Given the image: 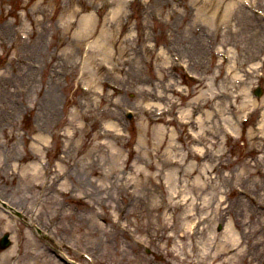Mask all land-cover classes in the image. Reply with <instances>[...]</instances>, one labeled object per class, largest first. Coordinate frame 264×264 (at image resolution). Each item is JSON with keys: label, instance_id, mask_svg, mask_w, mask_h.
I'll return each instance as SVG.
<instances>
[{"label": "rangeland", "instance_id": "1", "mask_svg": "<svg viewBox=\"0 0 264 264\" xmlns=\"http://www.w3.org/2000/svg\"><path fill=\"white\" fill-rule=\"evenodd\" d=\"M195 1L120 0L115 10L118 0H60V8L51 0H0V198L22 208L48 235L42 239L30 222L0 206V237L7 232L11 239L0 250V264L88 263L79 252L92 258L88 264H264V128L257 127L263 109L246 124L237 122L241 128L235 140L222 136L223 113L206 118L220 140L205 152L202 164L186 128L170 115L153 123L143 113L148 103L158 104L155 94H172L171 85L191 94L178 98L180 105L171 115L186 109L202 90L171 61L169 46L215 89L233 82L242 90L249 83V91L243 90L249 98L256 103L264 99V76L238 85L235 72L229 78L224 74L225 66L235 62L243 69L264 59V19L246 6L264 11V0H222L217 15L212 14L215 0ZM73 6L80 7L72 16L76 24L62 32ZM89 12L93 19H81ZM76 25L90 28L88 40L73 37ZM94 40L97 45L88 47ZM221 43L233 60L218 65ZM190 47L205 67L189 57ZM105 81L119 85V91H111ZM255 85L263 90L259 99L252 95ZM121 104L138 110L137 117H125ZM237 114L227 115L234 121ZM108 121L120 123L125 133L115 146L96 136L109 127L102 126ZM160 128L173 129V138L166 134L161 140ZM191 130L196 133L199 127ZM171 157L184 162V176L182 167L171 165ZM31 163L38 166L36 175L27 168ZM188 163L197 169L190 171ZM118 177L124 185H116ZM180 186L187 193L181 205L183 194L172 197ZM187 250L189 257L184 256Z\"/></svg>", "mask_w": 264, "mask_h": 264}, {"label": "bare ground", "instance_id": "2", "mask_svg": "<svg viewBox=\"0 0 264 264\" xmlns=\"http://www.w3.org/2000/svg\"><path fill=\"white\" fill-rule=\"evenodd\" d=\"M51 1L53 3L58 4V7L62 6V4L60 3V0H51ZM119 1L120 0H118V3H116L115 10H119L120 7H121ZM191 1L194 2V3H197L195 0H191ZM201 1L202 2H204V1L207 2V0H201ZM221 2H222V0H215L214 9L212 10V14L213 15H217V13H215V11H217V9L219 8V5L221 4ZM225 7H226V9H229L231 7L230 3L225 5ZM62 9H63V7H62ZM79 10H80V7L73 6L71 8L70 12L68 13V18L66 20H64V22L62 23V26H61L62 32L63 31H68V30L70 31L71 28L76 24V20L73 21L72 20V16H75L76 13H79ZM45 15L48 16L47 14H45ZM45 15H43L44 18H45ZM54 16H55V13H52V15H49V17H52V18ZM195 17H197V15H195ZM250 17L252 18V20H256L257 22L259 20V19H257L254 16H250ZM87 19H93V13L89 12V13L85 14V17L83 18V20L87 21ZM198 21H199V18H198ZM89 30H90V28L86 27V25H80V26L76 25V28H75V30L73 32V37L76 40L79 39L80 43H81L85 39H87L88 37H90L92 35V32L89 31ZM106 37L109 40H111L113 38V36H110V37L106 36ZM97 41L98 40H94L92 42H89L88 43V47H93L94 44L97 45ZM252 46H254V44ZM249 47L250 46L248 45L247 48H249ZM260 50L262 52H264V46H262L260 48ZM260 50H257L256 53H258ZM247 52H248V50H246L244 52V56H249ZM259 54H260V52L257 55L259 56ZM229 58H228V60H229ZM231 61L232 60H230V62ZM255 66H256V64L253 63L252 65H248L246 68L240 69V68H238L239 67V63L235 62L234 64L229 65V67H227L226 70H224V74L229 76L231 73L235 72V74L232 75V79L237 81L238 80V74H236V73L239 72V71H244L247 74H249V73L255 72L257 70L262 71L264 69L263 66L262 67H257V66L255 67ZM243 76L246 77L245 73H244ZM216 78L217 77H215V79ZM9 79L10 78L7 76L5 82L8 83ZM202 82L203 83H199V84L204 86L203 89L195 96L194 100L192 101V104L188 105V107L185 109V112H182L181 115H180L181 120L183 122H186V123L190 124L191 128H193V127L195 128L197 126L199 127L198 132H196L195 134L191 133V140L188 143H191L195 147H198L199 143L203 144L204 139L207 138L206 136H211L210 138H208V140H209V143L212 144L213 141L215 140L216 132H212L211 130H209V128H208L209 126H208L207 120H209V118L212 119L213 117H217L216 115L218 113H220V114L223 113V117H222V119H220V123H219L220 127H219V129H220L221 133L224 134V135L226 133V130L230 131L233 134H235V133L238 134L240 132L239 129L241 128L237 124L238 120L243 121L244 118H247L248 116L251 115L252 111H256L257 109H260V108L263 109L262 110V118L260 119L257 127H258V129H263L264 128V99L261 100L262 103H256V101L254 99L252 100V99L249 98L248 93L244 92L246 90V88L250 89V84L249 83L246 84L244 87H242V90L239 91V92L236 89L232 90L233 87L230 86L231 88L228 87L225 90L223 89L222 90L223 94H221V95L218 94V96H217V94H215L213 92V90H212V89H214V85H213L212 82H205L203 80H202ZM245 83L246 82L244 81V83L241 82L239 84H245ZM172 86L173 85H171L170 87H172ZM6 90L8 92L10 91L9 88H8V85L6 86ZM232 91H233V93H232ZM159 95H160L159 96L160 98H168L169 97L166 93H160ZM155 96H157V94H155ZM220 96H223L224 98L226 97L225 98L226 101H224L223 104H221V105L219 104V102L216 101V99H218V97H220ZM32 105H34V104H32ZM235 110L237 112L239 111L240 114H237L236 119L234 121H232L227 114H229L231 112H235L236 113ZM147 113H149L153 117H155V120L158 119L154 115L155 112L150 110V111H147ZM160 113H162V112L159 111L158 114H160ZM192 115L195 117V119L192 118ZM206 118H208V119L206 120ZM105 125L109 126V127H106L103 130H98L97 133H96V136L98 138H103V139L108 138L112 142V146L117 145L116 143L121 141L123 139V137L125 139V136H123V134L120 132V129H118V126H119L118 124H116L115 122H109L108 121V122H106V124L104 123L102 126H105ZM160 126L161 125H158V127H160ZM205 126H206V128H205ZM157 130L160 132V135L162 136V138L160 137L161 140H163V138H164V136L166 134H167V136H172V133L175 132L173 129L170 130L169 132H167V130L165 128H160V129H157ZM66 134L69 135V137H71V135L69 133H66ZM261 134H264V132H261ZM58 135L60 136L61 134L59 133ZM253 137H254V135H252V138ZM172 138H173V136H172ZM261 138L264 140V136H261ZM251 140H253V139H251ZM259 141H260V139H259ZM172 142L173 141H171V143ZM143 144L148 145V143H145V142H143ZM199 148H201V147H199ZM255 151H257V150H255ZM179 158L180 157H171L169 159V161L172 164V161H174V160L176 161ZM182 158H184V157L182 156ZM158 159H160V158L158 157ZM205 160H206V156L201 158L197 163L198 164H202ZM148 163H149V161L147 160L145 162V164H148ZM29 165H30V167H27L28 170L29 171H33V174L36 175L38 166L36 164H34V163H31ZM183 166H184V164H183ZM186 166H187V168H189L190 171L192 169H197V167L193 163H191V164L188 163ZM153 175L154 174H152V176ZM150 180L152 181V177H150ZM170 181H172V180H170ZM175 183H177V182H175ZM150 188L151 187L146 186L145 189L149 190ZM174 188H173V190H174ZM175 190H174V192H175ZM110 191H112V190H110ZM174 192H173V194H174ZM183 196L186 197L187 193L185 192V194ZM188 212H189V214L191 213V209L190 208H188ZM198 221L200 222L202 220L200 219ZM200 223H202V222H200ZM190 224L191 223L189 222L188 225H190ZM227 226H228V224H227ZM157 231H159V229L154 228V234H156ZM154 236L157 238L158 235H154ZM182 237H184V235ZM233 240H235V239H233ZM29 251H32V250H29ZM176 255H178V254H175V256ZM13 256H14V253H13V255L11 257H10V255H7L6 258L7 259L9 257L12 258ZM184 256L185 257H189L191 255L189 254V252L184 251ZM202 257H204V255H202Z\"/></svg>", "mask_w": 264, "mask_h": 264}, {"label": "water", "instance_id": "3", "mask_svg": "<svg viewBox=\"0 0 264 264\" xmlns=\"http://www.w3.org/2000/svg\"><path fill=\"white\" fill-rule=\"evenodd\" d=\"M1 246H3V243L1 244Z\"/></svg>", "mask_w": 264, "mask_h": 264}]
</instances>
